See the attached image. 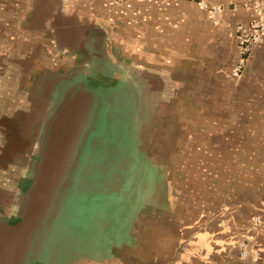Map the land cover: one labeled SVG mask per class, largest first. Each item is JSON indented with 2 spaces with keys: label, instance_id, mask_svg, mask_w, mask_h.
I'll list each match as a JSON object with an SVG mask.
<instances>
[{
  "label": "crops",
  "instance_id": "0c3cea01",
  "mask_svg": "<svg viewBox=\"0 0 264 264\" xmlns=\"http://www.w3.org/2000/svg\"><path fill=\"white\" fill-rule=\"evenodd\" d=\"M213 1L224 6L217 19L195 0H0V36L37 42L26 50L0 48L10 67L14 56L36 52L82 62L83 40L99 27L113 59L153 78L159 92L173 86L177 110L200 112L187 126L198 128L189 138L207 160L204 177L195 194L162 205L161 248L168 257L162 264H264V36L235 73L236 28L260 12L251 0ZM27 67H20L23 76ZM4 85L6 107L19 94L33 99L29 89ZM241 240L252 249L247 259Z\"/></svg>",
  "mask_w": 264,
  "mask_h": 264
},
{
  "label": "water",
  "instance_id": "95a60500",
  "mask_svg": "<svg viewBox=\"0 0 264 264\" xmlns=\"http://www.w3.org/2000/svg\"><path fill=\"white\" fill-rule=\"evenodd\" d=\"M97 28L83 40L82 62L36 52L14 56L10 67L4 62L10 56L0 55V84L33 95L0 104V114L26 113L19 125L26 134L33 125L25 151L30 168L0 201V264H162L168 258L161 248L166 204L158 190L164 169L142 139L155 80L113 59L106 31Z\"/></svg>",
  "mask_w": 264,
  "mask_h": 264
},
{
  "label": "flooded vegetation",
  "instance_id": "af4514ba",
  "mask_svg": "<svg viewBox=\"0 0 264 264\" xmlns=\"http://www.w3.org/2000/svg\"><path fill=\"white\" fill-rule=\"evenodd\" d=\"M115 2H119V0H115ZM36 44L37 42H34L33 44H16L15 42H11L6 40L3 36H0V48L6 51L13 49H32ZM168 81L172 80L168 79ZM173 90V86L171 85L163 87L162 92H159L153 87L149 89L151 96L149 108L151 111L147 113V119L150 121V124L147 128L145 127L143 129L142 139L143 147L150 152L151 145L154 143V147L157 150L151 152V158L153 160H161L165 158V152L167 149L168 154L175 151L171 145L173 141L172 137L178 138L177 133L175 132L177 127L185 126L188 123L186 117L184 118L182 114H180V116L177 114L180 110H177L176 96L173 94ZM7 104L8 103H4L3 106H6ZM39 111H43V108ZM18 112L19 111H15L13 114H0V201L5 200L6 195L10 193L12 188L18 187V184L24 175V169L28 170L30 168L29 159L25 151L26 149L31 148L33 144L31 135L33 125L30 126L31 134H26L25 131L16 124L15 120L11 118L14 114L17 115ZM23 120L25 119L23 118ZM32 123L33 121L28 120L27 126ZM169 128L175 133V135L173 134V136H170L171 132ZM162 163H164L165 166H163ZM159 165H161L163 169L166 168V176L168 180H170L172 167H169V164H166V161H159ZM166 183L167 182H165V184ZM171 184L172 183L170 182L165 185V189Z\"/></svg>",
  "mask_w": 264,
  "mask_h": 264
},
{
  "label": "rangeland",
  "instance_id": "374dc122",
  "mask_svg": "<svg viewBox=\"0 0 264 264\" xmlns=\"http://www.w3.org/2000/svg\"><path fill=\"white\" fill-rule=\"evenodd\" d=\"M178 116L180 114L183 115V117L187 118L188 124L190 121H197L198 119H201L200 112L192 111V110H181L180 112H177ZM26 117V113H20L18 112L17 115L14 114L12 119L15 120L16 124L22 125L26 124L25 120L23 118ZM23 120V121H22ZM170 130V136L175 135L173 131ZM198 128L196 126H178L176 129V133L178 138L172 137V147L174 152L172 151L171 154H168L166 150L165 154L166 157L163 159H159L157 161H166V164H169V167H172V173L170 174V180H168L166 176V168L163 170V175L161 177L160 184L158 186L159 190V199L162 200L163 203L169 204V200L173 199H187L189 198L188 195L195 194L194 186H199L202 183V178L204 177L201 175L204 168V163L207 160L201 159V149H199L200 144H196L195 147L190 142V136L191 134L199 135V132L197 131ZM197 146V147H196ZM169 148V144H168ZM151 152L154 150H157L154 147V143L151 145ZM163 166H165L164 163H162ZM207 165V164H205ZM172 179V180H171ZM167 180V181H166ZM165 182H167L165 184ZM172 183L168 186L167 189H165V185ZM193 188V189H192ZM177 193V195H176Z\"/></svg>",
  "mask_w": 264,
  "mask_h": 264
},
{
  "label": "built area",
  "instance_id": "2783aa9c",
  "mask_svg": "<svg viewBox=\"0 0 264 264\" xmlns=\"http://www.w3.org/2000/svg\"><path fill=\"white\" fill-rule=\"evenodd\" d=\"M198 4L206 9L213 19H217L223 12L224 6L220 2L213 0H195ZM255 8L260 12L259 17L249 26L239 25L236 28L238 32V54L239 60L235 67V73L239 74L245 67L249 54L255 44L260 43L264 36V0H251ZM259 220V218L257 219ZM241 258L247 259L251 254V247L246 240L239 242ZM249 264V263H248Z\"/></svg>",
  "mask_w": 264,
  "mask_h": 264
}]
</instances>
